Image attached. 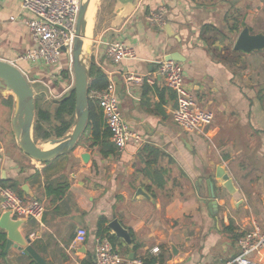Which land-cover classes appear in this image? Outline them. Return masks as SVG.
I'll use <instances>...</instances> for the list:
<instances>
[{
	"label": "crops",
	"instance_id": "obj_1",
	"mask_svg": "<svg viewBox=\"0 0 264 264\" xmlns=\"http://www.w3.org/2000/svg\"><path fill=\"white\" fill-rule=\"evenodd\" d=\"M96 2L88 6L83 40L91 38V61L111 77L122 117L142 140L123 150L102 149L90 146L85 134L86 141L71 151L37 162L19 149L14 135L9 147L0 139V184H13L19 194L46 204L40 219H23L18 231L46 264H93L100 217L107 219L105 226L116 218L133 232L132 246L115 239L122 264H144L146 257L156 258L154 264H228L240 253L237 238L244 231H264V48L243 53L228 45L244 26L264 33V0H102L97 9ZM19 4L0 0V59L17 66L18 56L33 47ZM159 6L165 23L150 26L145 16ZM110 38L132 46L136 58L113 63L104 53ZM171 52L184 58L185 83L197 103L214 112L202 130L185 132L173 120L175 93L156 72ZM125 70L153 82H127ZM146 144L166 153L158 159L166 169L162 188L144 175ZM84 152L88 162L80 156ZM218 166L232 178L234 192L216 177ZM148 168L153 173L155 163ZM208 180L217 203L211 212ZM138 188L147 196L137 194ZM79 226L86 229L82 243L73 241ZM0 232V264H35L15 245L4 252L7 235ZM153 246L160 252H152ZM251 258L264 264V248Z\"/></svg>",
	"mask_w": 264,
	"mask_h": 264
},
{
	"label": "built area",
	"instance_id": "obj_2",
	"mask_svg": "<svg viewBox=\"0 0 264 264\" xmlns=\"http://www.w3.org/2000/svg\"><path fill=\"white\" fill-rule=\"evenodd\" d=\"M80 3L81 0H20V9L26 14L25 22L33 47L20 54L18 60L27 62L36 69L46 70L44 66L53 68L58 65L61 52L65 50L69 53L71 61ZM164 13L163 6L149 11L145 16L147 23L150 26L162 27L165 23ZM104 53L113 63L136 58L133 47L117 38H110L105 42ZM156 72L164 84L175 93L176 107L172 117L179 128L185 132L199 131L212 123L214 112L197 103L187 88L180 61L162 59L156 64ZM23 73L27 76L24 71ZM122 77L127 82L134 81L139 84L144 81L153 82V78L147 74L127 70L122 73ZM107 81L104 88L88 91V99L96 102L101 109L105 125L110 132V141L118 150H123L128 142L140 143L142 138L123 119L114 82L110 76ZM45 209L43 200L25 197L13 188L0 184V212L9 211L14 218L40 219ZM85 239L86 229L83 226L77 227L73 241L82 243ZM237 244L240 253L228 264H262L251 258L264 248V231L258 226L244 231L237 238ZM151 251L159 253L160 248L153 246ZM124 259L107 236H99L96 239L93 264H122ZM134 263L140 264L141 260L136 259Z\"/></svg>",
	"mask_w": 264,
	"mask_h": 264
},
{
	"label": "water",
	"instance_id": "obj_3",
	"mask_svg": "<svg viewBox=\"0 0 264 264\" xmlns=\"http://www.w3.org/2000/svg\"><path fill=\"white\" fill-rule=\"evenodd\" d=\"M90 0H81L76 25L75 37L71 51V66L73 71V86L75 97V117L73 125L67 134L62 137H54L43 142H37L33 136V122L35 117V94L29 80L23 73L22 69L16 64L0 59V90L5 96L7 93L13 96V109L11 116L12 132L16 139L19 149L30 159L37 162H47L59 155L71 151L84 133L89 117V99L88 85L90 80V47L83 52L86 23L85 14ZM264 48V33H251L247 26H244L238 33L232 50L249 53L254 50ZM165 59H173L183 62L184 58L178 52L167 54ZM49 144V147H44ZM84 162H88L90 155L84 152L81 155ZM216 177L223 180V185L229 192H234L232 178L220 166L216 168ZM22 190L26 192L24 187ZM209 196L212 198L209 202L211 211L217 210V203L214 199V184L208 180ZM137 194L147 196V194L138 188ZM25 218H14L9 211L0 212V228L6 232L4 252L11 245L17 246L23 253L29 255L35 264H46L45 260L32 246L30 239L18 231V227L23 223ZM117 238L123 239L129 246H132V238L129 231L124 228L116 219L107 223ZM173 252L175 251L172 247ZM134 253L130 252L128 259L132 260Z\"/></svg>",
	"mask_w": 264,
	"mask_h": 264
},
{
	"label": "trees",
	"instance_id": "obj_4",
	"mask_svg": "<svg viewBox=\"0 0 264 264\" xmlns=\"http://www.w3.org/2000/svg\"><path fill=\"white\" fill-rule=\"evenodd\" d=\"M228 48V47H227ZM65 76H69L67 70L63 71ZM90 82L88 85V91L91 89H102L107 85V77L102 71V69L94 62H91L90 65ZM12 98V95H9V99ZM43 97L41 94L35 96V117L33 122V135L36 140H48L53 137H62L67 134L73 125V120L75 116V97L74 91L72 88L60 99H53L52 105L46 103L42 106ZM83 134H88V138L92 141L90 146H100L102 149L104 147H111L113 143L109 140L110 132L105 125L103 114L101 109L97 106L96 102L89 100V117L88 122ZM108 149V151H112ZM142 151L149 153V159L143 160V171L146 173L145 176H149L153 179V185L157 188H162L164 186L165 180L162 176L166 172V169L158 163L159 158L166 157L160 148H155L153 145L146 144ZM142 159V157L140 158ZM155 163V170L153 173L150 172L149 166ZM161 176V177H160ZM152 184L148 185L147 188L150 189ZM11 187L15 189L13 184ZM107 219L105 217H100L97 220V236H107L110 241L115 242L116 236L110 233V229L105 226ZM225 230L232 231L231 226H226ZM131 237L133 232L129 231ZM235 236H237L235 234ZM0 239H4L3 234L0 232ZM138 245L133 246V250H136ZM144 261V264H154L156 258L146 257L141 258ZM233 264V263H232Z\"/></svg>",
	"mask_w": 264,
	"mask_h": 264
},
{
	"label": "rangeland",
	"instance_id": "obj_5",
	"mask_svg": "<svg viewBox=\"0 0 264 264\" xmlns=\"http://www.w3.org/2000/svg\"><path fill=\"white\" fill-rule=\"evenodd\" d=\"M101 2L102 0H97L96 9L100 6ZM94 17H95V13H94ZM90 39L89 41L85 42V45L83 46L84 53L86 52V48L90 47ZM231 41H233V37ZM233 43L234 41L228 45H231ZM18 65L27 74L26 77L29 80L30 85L34 90L35 96L41 94V96L43 97L42 106H44L46 103L47 104L50 103V105H52L51 103L53 99H60L65 94H67V92L73 86V71L70 61V55L65 50L61 52L60 61L58 65H56L53 68L51 66H44L46 70H39V69L30 70L28 69V65L26 64V62L24 63L23 61H19ZM64 70L68 71L69 76L64 75L63 73ZM34 71H39L37 72V77L39 76V78H37L36 80L33 79ZM9 95L10 93H7L4 96L0 90V139L1 142L6 147H9L10 141L14 139L12 132V123H11L13 96L11 99H9ZM36 141L43 142L42 140H36ZM84 141H86V135L82 134L78 142H84Z\"/></svg>",
	"mask_w": 264,
	"mask_h": 264
},
{
	"label": "bare ground",
	"instance_id": "obj_6",
	"mask_svg": "<svg viewBox=\"0 0 264 264\" xmlns=\"http://www.w3.org/2000/svg\"><path fill=\"white\" fill-rule=\"evenodd\" d=\"M93 2H94V0H90V2H89V10H91V6H92V4H93ZM88 9V8H87ZM86 18H87V11H86V14H85V21H86ZM88 19H89V17H88ZM88 21V20H87ZM87 24V23H86ZM84 35V34H83ZM86 41H84V43H85ZM50 145L49 144H45L44 145V147H49Z\"/></svg>",
	"mask_w": 264,
	"mask_h": 264
}]
</instances>
